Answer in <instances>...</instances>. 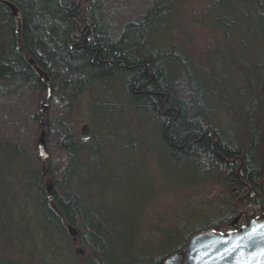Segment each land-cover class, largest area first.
I'll list each match as a JSON object with an SVG mask.
<instances>
[{
    "label": "trees",
    "instance_id": "obj_1",
    "mask_svg": "<svg viewBox=\"0 0 264 264\" xmlns=\"http://www.w3.org/2000/svg\"><path fill=\"white\" fill-rule=\"evenodd\" d=\"M174 8L171 0H0V168L11 153L6 176L36 200L51 242L43 253L1 243L0 255L5 245L16 256L0 264H57L49 259L52 243L67 264H161L192 235L235 229L258 213L248 209L231 226L239 205H264V0H210L204 21L218 36L199 59L172 42ZM170 12V33L153 42ZM39 71L51 89L44 130ZM85 92L91 124L101 131L82 140L68 120ZM131 121L152 122L169 161L223 186L217 215L197 218L183 236L163 234L153 243L181 244L157 255L147 250L142 261L137 236L132 250L117 253L112 239L122 220L86 203L89 196L71 184L78 168L94 169V151L112 146L111 127ZM42 131L46 160L37 153ZM74 245L82 249L76 262Z\"/></svg>",
    "mask_w": 264,
    "mask_h": 264
},
{
    "label": "rangeland",
    "instance_id": "obj_2",
    "mask_svg": "<svg viewBox=\"0 0 264 264\" xmlns=\"http://www.w3.org/2000/svg\"><path fill=\"white\" fill-rule=\"evenodd\" d=\"M171 1L176 6L174 9L178 11L177 26L172 30V42L182 45L186 54L199 59L204 47L216 40L215 34L218 36V32L204 21L210 0ZM171 21L173 16L170 12L159 24L153 42H164L170 33ZM166 43L167 41L165 47H168L170 42ZM90 100L89 92H85L68 120L77 137L84 123L90 125L91 132L95 128L101 131L99 125L91 124L88 112ZM118 126L121 131L113 126L110 129L113 134L110 139L112 146L92 153L94 160L91 163L94 169L78 168L71 184L81 193H85V197L89 196L86 203L90 200L94 204L102 205L108 216L122 220L117 228L119 235L115 240L112 239L117 244V253L126 255L132 250L131 246L137 236L136 261H142L147 250L150 251L148 253L157 255L158 252L167 253L169 249L181 244V240L176 239L163 240L161 246L154 244L163 234L181 233L183 236L197 218L205 219L217 215L218 205H223L219 198L223 186L217 179H194L192 171L182 164L176 165L169 161L152 122L144 123L140 127L135 121L119 123ZM4 155V152H0V163L5 159ZM7 160V164L0 168V244L12 243L14 247H26L43 253L45 249H49L51 243L48 230L44 228V218L39 216L40 208L36 200L10 184L6 173L8 169H12L14 156L8 153ZM25 177L27 180L32 179L33 183L30 173H26ZM245 195H240L235 203L238 205ZM242 207L243 205L238 206L239 212ZM222 209L223 207L220 210ZM233 220L230 225H237L239 220ZM57 246L56 243L51 244L50 250H54L55 255L53 259L52 256L48 258L57 264H67V254H62ZM2 248L0 259H5V262L6 256L8 259L12 255L16 256L15 253L8 252L5 245ZM71 250L72 258L76 262L77 254H81L82 249L74 245Z\"/></svg>",
    "mask_w": 264,
    "mask_h": 264
},
{
    "label": "water",
    "instance_id": "obj_3",
    "mask_svg": "<svg viewBox=\"0 0 264 264\" xmlns=\"http://www.w3.org/2000/svg\"><path fill=\"white\" fill-rule=\"evenodd\" d=\"M39 73L43 83L40 105L41 128L44 130L46 106L50 100L51 89L47 76L40 71ZM90 136V125L82 124L79 137L87 140ZM37 153L41 160H46L49 156L43 131L37 139ZM49 192L50 190L48 199L51 198ZM247 208H257L259 213L236 229L226 231L207 229L192 235L182 247L168 254L161 264H264V205L243 206L233 222L238 221L242 211Z\"/></svg>",
    "mask_w": 264,
    "mask_h": 264
},
{
    "label": "flooded vegetation",
    "instance_id": "obj_4",
    "mask_svg": "<svg viewBox=\"0 0 264 264\" xmlns=\"http://www.w3.org/2000/svg\"><path fill=\"white\" fill-rule=\"evenodd\" d=\"M248 196V194L246 193V195L243 197V198H241V199H245L246 197ZM250 204V203H249ZM248 209H246V210H244L243 211V213H244V215H247L248 214V211H247ZM258 214V213H257ZM255 216V215H254Z\"/></svg>",
    "mask_w": 264,
    "mask_h": 264
}]
</instances>
